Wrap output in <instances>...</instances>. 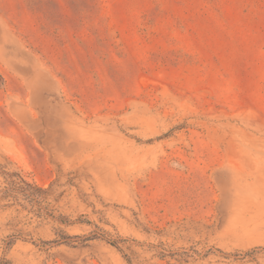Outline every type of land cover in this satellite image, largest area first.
Listing matches in <instances>:
<instances>
[{"label":"rangeland","instance_id":"rangeland-1","mask_svg":"<svg viewBox=\"0 0 264 264\" xmlns=\"http://www.w3.org/2000/svg\"><path fill=\"white\" fill-rule=\"evenodd\" d=\"M0 264H264V0H0Z\"/></svg>","mask_w":264,"mask_h":264}]
</instances>
